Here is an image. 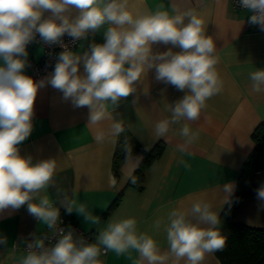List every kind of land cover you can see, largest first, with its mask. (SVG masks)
I'll list each match as a JSON object with an SVG mask.
<instances>
[{"label":"crops","instance_id":"0c3cea01","mask_svg":"<svg viewBox=\"0 0 264 264\" xmlns=\"http://www.w3.org/2000/svg\"><path fill=\"white\" fill-rule=\"evenodd\" d=\"M127 10L134 17L158 10L168 11L170 15L194 11L203 20L205 35L213 38L215 69L222 89L205 102L197 121L187 122L199 133L198 139L185 145L177 134L180 125H170L163 137L155 135V124L170 116L165 104L181 99L187 90L178 91L156 81L155 69H151L136 82L132 95L123 98L118 107L109 104L106 118L91 127L87 126L89 108L74 107L70 99H64L62 91L46 82L38 90L34 104L33 131L17 147L20 155L31 157L33 163L56 161L53 180L41 195L47 194L55 206L61 207V220L92 231L93 243L109 220L135 218L138 234L147 233L156 240L164 264H186L170 254L165 231L168 214L173 209L189 211L193 202L202 200L211 204L220 218L231 201L242 166L254 148L251 135L264 123V91H253L249 79L251 72L264 69V31L252 27L248 23L249 11L234 8L232 0H127ZM67 14L74 17L78 11L73 8ZM48 15L45 13V17ZM110 26L105 24L99 31L80 39L71 51L83 55L91 44L104 43V33ZM170 48L173 52L181 51L170 44L152 46L154 53ZM27 52V62L43 58L39 46L28 47ZM52 72L33 80L46 81ZM80 74H84L82 64ZM114 122H120L144 151L164 143L160 157L144 170L141 188L130 185V181L144 160V153L129 154L117 169L114 166L119 139V135L109 134ZM99 131L105 133L102 142L95 139ZM251 181L257 189L264 184V148ZM226 184L233 186L228 195L223 190ZM65 196L77 204H86L100 218L99 223L85 224L77 213L68 214L63 208ZM117 199L118 205L109 210ZM157 221H160L158 228ZM234 221L264 229V207L256 193L241 200ZM47 231L45 225L29 214L27 204L0 211V236L8 240L7 245H0V264H20L27 252L17 246L30 238H42ZM100 259L104 264H147L134 249L119 256L111 251L102 253ZM201 264L222 263L214 252L206 253Z\"/></svg>","mask_w":264,"mask_h":264},{"label":"clouds","instance_id":"9594fccd","mask_svg":"<svg viewBox=\"0 0 264 264\" xmlns=\"http://www.w3.org/2000/svg\"><path fill=\"white\" fill-rule=\"evenodd\" d=\"M239 5L251 13L248 23L264 31V0H239ZM73 8L78 11L74 17L67 14ZM45 13L50 15L45 17ZM105 24L111 26L104 33V43L91 44L83 55L62 44L65 34L76 41ZM37 34L44 43L63 48L51 75L39 83L24 74L27 46ZM157 43L181 51L170 48L154 53L152 46ZM215 48L213 38L205 35L203 20L194 11L170 15L158 10L134 17L127 10V0H0V211L27 204L29 214L58 237L51 246H46L48 237H36L20 264H104L101 249L104 254L111 251L118 256L134 249L147 264H164L156 240L147 233L138 234L135 218L109 220L95 243L78 237L71 226L60 227L61 207L47 194L41 195L53 180L56 161L33 163L31 157L20 155L17 146L33 131L34 104L46 82L62 91L74 107L87 106V126L91 127L106 118L109 104L118 107L123 98L132 95L136 82L151 69H155L156 81L178 91L187 90L181 99L165 104L170 116L155 124V135L163 137L170 125H180L177 134L190 145L199 133L187 122L197 121L205 102L222 89L215 69ZM249 79L253 91H264V69L251 72ZM123 130L120 122H114L109 134L117 136ZM95 139L102 142L105 133L97 132ZM223 190L228 195L233 186L226 184ZM256 198L264 207V184L256 189ZM64 201L68 214L77 213L85 224L99 223L100 218L86 204H77L67 196ZM219 223L212 205L202 200L193 202L189 211L173 209L165 227L170 254L186 264H201L206 253L219 251L226 243ZM7 243V237L0 236V245Z\"/></svg>","mask_w":264,"mask_h":264},{"label":"trees","instance_id":"16d2710c","mask_svg":"<svg viewBox=\"0 0 264 264\" xmlns=\"http://www.w3.org/2000/svg\"><path fill=\"white\" fill-rule=\"evenodd\" d=\"M122 128L124 130L119 134L114 166L117 169L129 154L144 153V160L130 181V185L141 188L144 170L160 157L164 143H159L149 152L144 151L128 130L124 126ZM251 138L254 142L253 151L242 166L235 193L220 216V223L217 226L226 239L223 249L215 252L222 264H264V229L249 227L234 221V215L241 200L245 196L256 193L257 188L252 184L251 176L258 168L260 154L264 148V123L256 127ZM118 203L119 199L113 203L109 210L115 208Z\"/></svg>","mask_w":264,"mask_h":264},{"label":"built area","instance_id":"2783aa9c","mask_svg":"<svg viewBox=\"0 0 264 264\" xmlns=\"http://www.w3.org/2000/svg\"><path fill=\"white\" fill-rule=\"evenodd\" d=\"M232 5L234 8L237 9H242L239 5V0H232ZM250 12H249V17L250 18ZM252 27L259 29L258 26H254L252 24H250ZM62 44L67 45L69 50H73L76 48V46L79 43V40L73 41V39L71 37H69L68 35H64L61 38ZM31 46H39L42 51H43V58L40 61H35L33 59L28 60L26 68H27V73L26 75L31 77L32 79L48 73V72H52L54 70V66L57 63V57L58 54L63 51V48L61 47L60 44H55V45H49L44 43L39 35L37 34L35 40L30 43L28 47ZM62 223L60 224V227L67 229L68 226H71L73 229H75L76 235L78 237L82 236L83 239L87 242V243H93V234L92 231L90 230H86L84 229L82 226H80L77 223H67L63 220H61ZM43 237H48V239L45 241L46 246H51L52 244L55 243L56 239L58 238L56 235V232L53 230H49L42 236ZM32 238L27 239L26 241H24V243L22 245L17 246L18 249H21L25 252L28 251V244L30 242H32ZM103 253V249L101 250Z\"/></svg>","mask_w":264,"mask_h":264}]
</instances>
